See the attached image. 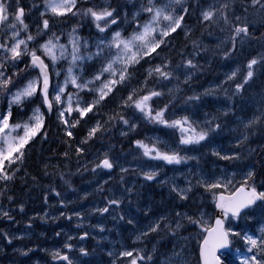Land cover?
<instances>
[{
  "label": "snow or ice",
  "instance_id": "snow-or-ice-1",
  "mask_svg": "<svg viewBox=\"0 0 264 264\" xmlns=\"http://www.w3.org/2000/svg\"><path fill=\"white\" fill-rule=\"evenodd\" d=\"M127 7L118 0H39V3L35 0L32 3L0 0V218L14 222L12 209L6 210L3 202L5 199L9 203L15 202L14 196L7 195L10 192L8 185L14 182L20 170L27 147L37 136L47 139L48 114H56L69 148L72 147L70 141L76 139L74 131L81 122L95 120L86 136L77 142L74 149L77 158L88 153L90 142L95 143L100 136L108 134L114 124L135 132L140 125L130 121L125 113L136 120L178 131L179 135L172 144L154 137L133 141L142 158L164 161L169 165L196 159L182 155L180 149L190 150L210 143L213 134L221 131L217 117L206 113L205 116L211 118L197 119L200 95L185 98L180 111L190 115L177 116L173 111L176 108L173 97L182 91L179 85L189 84L192 74L199 68L194 60L202 53L206 54L202 41L192 39L193 30L187 27V23L196 20L209 35L215 29L219 33L214 37L218 40L215 51L228 60L243 49L245 42L256 39L252 30L256 29L257 21L264 27V0H137L132 6L136 11L129 12ZM72 20L78 23L68 25L67 22ZM85 24L95 29L94 37L81 35V26ZM180 34L191 41V51L178 52L180 61L177 63L167 53ZM233 63L237 62L233 60ZM85 65H88V73ZM144 65L149 67L138 73ZM257 67L264 71V52H257L243 66L233 68L217 87L231 82L233 92L241 94L254 79ZM168 85L175 86L168 88ZM121 90L124 95L116 108L110 113H102L100 109L114 102L115 94ZM213 92L209 89L204 95ZM166 96L169 103H158ZM258 103L259 107L242 122L244 131L236 137L235 150L230 149L228 154L222 155L221 151L213 149L212 155L225 161L242 158L240 149L248 141L247 132L264 125V96ZM189 105L196 107L193 109ZM223 115L227 116L228 112ZM98 116L104 118L97 119ZM127 134L121 132L122 136ZM63 157L67 160L69 153L65 151ZM117 161L118 158L102 152L91 171H111L116 167L123 174L131 171ZM143 176L152 181L157 172L146 171ZM240 176L238 179L236 172L223 169L218 173H200L195 186L211 195L212 213L200 208L194 215L175 212L172 219L160 216L147 226V231L136 235L133 243L163 230L175 235L183 227L181 220H186L198 229L192 237L199 242L198 264H264V223L252 231L237 230L232 226L257 202L264 205V190H261L264 184L257 187L253 170L242 172ZM60 177L63 179L64 173L61 172ZM192 187L191 182L183 188L173 184L172 191L186 201ZM48 191L56 197L61 196L54 188L50 187ZM130 191L125 189L126 193ZM44 199L46 202V195ZM60 203L63 205L64 200L61 199ZM121 204L120 198L107 199L103 208L94 211L103 215ZM18 207L20 212L24 211L23 204ZM75 215L78 219L84 218L80 212ZM128 222L132 223L131 220ZM98 227L100 232L105 231L102 225ZM0 235L9 244L14 238L23 239L7 231ZM88 235L85 231L79 239ZM68 239L70 241L73 237ZM236 243H240V247H236ZM121 249L108 252L110 257L115 256L112 264H124L125 259L127 264H149L153 260L152 255L143 249L132 247L129 250L123 245ZM45 251L51 258L50 264H77L70 255L74 251L70 242L62 248ZM79 253L82 256L89 254L85 248H80ZM165 264L192 262L186 255V248L181 247Z\"/></svg>",
  "mask_w": 264,
  "mask_h": 264
},
{
  "label": "rangeland",
  "instance_id": "rangeland-1",
  "mask_svg": "<svg viewBox=\"0 0 264 264\" xmlns=\"http://www.w3.org/2000/svg\"><path fill=\"white\" fill-rule=\"evenodd\" d=\"M26 2L31 3V0H26ZM118 2L121 4H127V11H136L132 6L137 3V0H118ZM193 13L195 14V12ZM33 19H35V17H33ZM129 19H131V16ZM28 22L30 24L32 23V21ZM77 23L78 21L75 20L67 22L68 25H76ZM81 27V35L85 37L95 36L94 28L87 24L82 25ZM187 27L195 30L194 21L189 20ZM65 30L67 31L68 28L66 27ZM196 31L203 32L206 36L209 35L203 27H197ZM217 33L218 32L213 29L212 34L209 36L217 37ZM252 34L255 38L256 35L253 31ZM210 39L212 38H209V40ZM196 40L202 41L203 45L205 44V38L203 36L198 37ZM173 59L177 63L180 61L179 57H174ZM233 60L237 62L239 58L225 60L223 54L218 53L217 64H219V72L215 71L216 78L212 79L210 82H206V75L215 77L213 70H206V75L205 70H203L199 78L196 70L195 73L192 74V79L187 86H182L183 84L179 85L182 91L176 94L178 99H176V96L173 97L176 105L181 106L177 109V114L190 115V113L180 111L185 104V98L191 95H200L201 101L198 102L200 107L197 119L203 120L211 118V116H205L206 113H209L212 116L217 117L218 121L221 123V131L213 134L210 143L204 144L203 146H194L191 147L190 150H187L186 155L189 157H196V159H189L186 163L178 165H169L164 161L159 160L148 161L146 157H141L140 153L136 151L134 145L132 146L131 151L126 154H115L113 153L116 152L114 148L103 149L100 152H108L111 156L118 158L117 162L119 165L133 170L129 172V174L116 176V180H114L115 182L110 192L111 198L121 199L122 194H128L132 200L125 204L123 202L119 208H111L109 213L100 215L94 211V209L103 208L106 205V200L110 199L108 196L105 197V200H100V198H96L95 196L97 200L92 199L89 203L79 205L84 203L82 201L83 198H89L92 195L90 193L93 190L95 191L97 186L91 184L81 189H75L73 187L75 185L69 186L71 183L67 184L65 181H62L59 172L67 170L70 166L65 163L61 157V150H54V148L51 149V154L58 159L55 161L56 166L54 167L56 169V176L53 173H50L49 179L55 180L54 184L51 185V188L59 191L61 196L56 197L52 192L48 191L50 187L41 185L45 179L39 178L37 180L39 182H36L35 185L32 184L30 188L40 192L43 199L46 195L47 201L45 202L44 199V201L40 202V209L31 210L28 205H26L27 207H24L26 220L30 223L34 222V226L41 223L43 226H49V230H56L59 228L56 232L48 234L45 237L46 243L44 244V250L46 248L49 251L55 248H62L65 243L69 242L72 244L76 243V252L71 253V256L77 260V264H112L115 256L110 257L108 252L112 251L115 253L118 250H122L121 246L123 245L127 246L129 250H131L132 247H136L145 250L146 254L152 255L153 260L149 262V264H165V261L172 257L174 251H179L181 247H185L186 255L191 260L192 264H198L199 242L192 238L198 230L196 229V226L188 224L186 220H181L183 227L177 230L175 235H172L169 230H163L160 233H150L141 242L134 244L133 241H135L136 235L140 232L147 231V226L156 221L160 216H168L172 219L175 212L194 215L200 208L207 210L209 214L212 213L213 202L211 195L205 192L202 187L195 186L196 179L200 173H218L223 169L229 172H236L237 178L239 179L241 178L240 174L242 172L252 170L251 165L249 166V169L236 167L237 164H242V158L239 161H225L212 155L213 149L221 151L222 155L228 154L230 149L235 150L236 137L244 131L242 122L246 121V119L252 115L253 111L259 107L258 102L261 97L264 96V83H257L264 82V71L257 67L254 79L246 86V90L241 93L247 101L253 99L256 100L244 107L241 106L239 110L237 109L235 111L234 109L232 111V107L227 99L231 100L230 93L233 92V86L229 84L221 87L217 86L221 85V82L226 79V74L230 73L233 68L239 66L238 63H233ZM207 63H209V61ZM84 68L85 72L88 73V65H85ZM218 74L219 76L217 77ZM88 78H90V75ZM196 78L197 80H195ZM181 79H183V77ZM174 86L175 85H168V88H173ZM194 88L199 91L193 92V90H195ZM209 89L214 90V92L210 95H204L205 91ZM158 103L163 104L168 103V101L164 98L163 100L158 101ZM0 107H2L1 103ZM189 107L195 109L196 106L189 105ZM224 112H228V115L224 116ZM232 113H234V116L229 115ZM126 116L130 121H134L138 124L141 122V120H136L128 113ZM21 119H26V117H21ZM97 119L101 118L97 117ZM50 120L52 125L58 129V134L64 135L59 132L61 130L64 131V128L57 121L56 114L51 116ZM93 122L95 123V120H90L88 123H85V126H89ZM149 125L152 126L154 124L149 123ZM263 129L264 125H258L253 128V131L251 129L247 132L248 141L240 149L241 154L245 147L248 148V146H250L249 142L252 139L254 132ZM155 130L158 135L156 138H159L161 141L168 144H172L179 135L178 131H173L172 129L164 128L163 126L154 129L153 131ZM119 131L130 133L128 129L122 125L115 130L117 133ZM75 135L76 133H74V136ZM150 137H153V135H150ZM64 138L66 137L64 136ZM70 142L72 144L76 143L75 139ZM46 144V142H43L42 145L38 146V152L41 150L43 152L48 146ZM65 147L66 149L63 150H66L68 153L70 150L74 151L73 146L71 148L68 146ZM203 149H206L207 152H201ZM181 150L182 149H180V151ZM97 157L95 162L97 161ZM72 163L77 165L80 161L73 160ZM116 168L118 169V172H120V168ZM47 169H50V167L48 166ZM150 170L157 172V176L152 181L146 180L143 176V172ZM99 174L100 177L98 178L97 183H102L103 185L105 184V181H107V183L108 181L110 182L114 178L116 172L110 174L106 173V170H102L99 171ZM121 176H123V180L121 179ZM189 182L192 183L193 187L192 191L188 193V196L191 197L192 195L194 199L193 201L186 202L185 200L179 199L177 194L172 191V185L175 184L178 187L183 188L187 187ZM126 188L131 189V191L126 193ZM143 189H149L150 191L147 192ZM61 199L64 200L63 205L60 203ZM5 201H7V199H5ZM5 201L3 202L7 210ZM76 212H80L84 218L82 220L78 219L75 215ZM86 212L88 213L86 214ZM46 213L47 215H45ZM62 213L64 215H62ZM68 216H71V219H68ZM121 216H123V219L120 218ZM54 219H56L54 222H49ZM0 220L6 221L5 218H0ZM129 220H131L132 223H129ZM260 223H264V205L258 204L246 211V215L243 214L239 221H234L232 226L237 228V230L252 231L253 229L259 228ZM78 225H80V227H77ZM100 225L104 227L105 231L100 232L98 227ZM85 231L89 233L87 239L80 240L79 237L82 236ZM2 232H4V230L0 229V233ZM33 233L39 232L29 231L28 234L31 235V238L34 236ZM56 233H60V235L57 236ZM12 236L16 237L17 235L14 233ZM69 237H73V239L69 241ZM0 239L3 242H7L2 235H0ZM12 242H15V238ZM87 243H90L91 245L89 254L87 256H82L79 253V249L85 248ZM96 246L100 251L96 252ZM236 247H240V243H236ZM153 249L156 251L153 252ZM44 252L48 254L46 251ZM159 252L161 253L158 255ZM36 254L37 248L31 249V251H28L27 256L28 260L31 256H34L35 258L33 261L27 263L28 261L21 262L20 260H16L10 264H39L37 256H35ZM0 264H7L3 253H0ZM124 264H127V259L124 260Z\"/></svg>",
  "mask_w": 264,
  "mask_h": 264
},
{
  "label": "bare ground",
  "instance_id": "bare-ground-1",
  "mask_svg": "<svg viewBox=\"0 0 264 264\" xmlns=\"http://www.w3.org/2000/svg\"><path fill=\"white\" fill-rule=\"evenodd\" d=\"M253 33H255V38L252 42H245L243 49L241 51H238L233 58H239L237 61L239 66H243L244 63L249 59L251 56L257 55V52H264V27L261 26L259 21H257L256 29L252 30ZM203 36L205 38V48H206V54L202 53L199 58L200 60V70L203 71L204 69H212L214 76H206V81H211L212 79L216 78L215 71L219 72V64H217V56L218 52L215 51L216 46L218 44V40H216L215 36H206L203 32H201L198 35H193L192 39H197L198 37ZM217 36H219V33H217ZM209 38H212L209 40ZM180 47L177 50V52L172 53V58L179 57L177 55L180 51H191V41L187 38L182 37V41L180 43ZM180 59V57H179ZM209 61V63H207ZM219 74L217 75V77ZM199 78V76H198ZM197 80V78L195 79ZM197 86V85H196ZM194 91H199L198 89L194 88ZM48 133H49V139L48 142L53 147H55L58 150L66 149L65 146H68V144L65 143L66 138H64V135L58 134V129L55 128L52 125L48 126ZM60 133H63L62 131H59ZM87 131H84V133H79L77 136L80 139L83 136H86ZM108 138L109 135H102L99 137V140L96 142V144H90L89 148V156L83 157V161H80L79 164L75 165L72 162L69 163V168L67 170H64V174L67 180L72 181L78 189L84 188L85 186L94 184L96 185L98 178L100 177L99 172H92L91 168L95 164V159L97 155L103 150L108 148ZM78 142L77 140H75ZM264 142V133L261 131H255L252 139L250 140V144L254 147L253 151L250 152H242V165H252L254 167H257V171L259 172L258 176L261 179H264V149H262L261 144ZM71 143V142H70ZM42 145V142H38L37 146ZM71 146L75 147L77 146L75 143ZM144 191L149 192V189H143ZM96 197H98V194H95ZM90 198H85V200H88L86 202H89ZM40 202H42L41 193L37 192L33 189H31L28 192L27 198L25 199V205H28V207L31 210L40 209ZM86 202L81 203L79 205L86 204ZM27 207V206H26ZM88 212H86L87 214ZM34 256H31L27 263L34 260ZM8 259H10L11 263L15 262L16 260H20L21 262H24L23 259H13L12 256H9Z\"/></svg>",
  "mask_w": 264,
  "mask_h": 264
},
{
  "label": "flooded vegetation",
  "instance_id": "flooded-vegetation-1",
  "mask_svg": "<svg viewBox=\"0 0 264 264\" xmlns=\"http://www.w3.org/2000/svg\"><path fill=\"white\" fill-rule=\"evenodd\" d=\"M37 176L39 175L37 174ZM41 178H43V175H41ZM29 187V173L25 170L18 171L14 182L8 185L10 192L7 195L14 196L15 202L9 203L8 200L4 201L7 203L6 207L12 209L11 215L14 217V222L7 219H5L6 221L0 220V229L9 232L10 235L15 233L17 235L16 237L22 236L23 239H15V242L11 244L3 242L0 239V253H3V256H5L7 264L11 263L10 259H8L9 256H12L13 259H23L24 262H27L28 256L24 253H28L29 249L34 248H37V254L35 256H37L39 264H50L51 258L44 252L47 249L44 250V244L46 243L45 237L48 234L56 232L59 228L49 230V226H43L41 223L34 226V222L30 223L26 220V212L19 211L18 205L23 204L24 207L26 206L24 202L27 198ZM29 231H38L39 233H33L34 236L31 238V235L28 234ZM73 245L74 251L72 253L76 252V243H73ZM90 246V243H87L85 246L88 253ZM52 264H59V262H52Z\"/></svg>",
  "mask_w": 264,
  "mask_h": 264
},
{
  "label": "trees",
  "instance_id": "trees-1",
  "mask_svg": "<svg viewBox=\"0 0 264 264\" xmlns=\"http://www.w3.org/2000/svg\"><path fill=\"white\" fill-rule=\"evenodd\" d=\"M33 2V0H31V3ZM35 2L36 3H39V0H35ZM196 15V13L194 14L193 13V16H195ZM193 21H194V23H195V30H193V29H190V30H193V35H198V34H200L201 32H197L196 31V29H197V27H202V26H200L198 23H197V21L196 20H194L193 19ZM182 37H184V35L183 34H180L179 36H176V38L173 40V48L167 53L168 55H170L171 57H172V53L173 52H177V50L179 49V47H180V43H181V41H182ZM185 38V37H184ZM199 58V57H198ZM157 63H159V61H157ZM149 67V65H144V67L143 68H139L138 69V73H143L147 68ZM199 69H200V67H199ZM205 70V75H206V70H209V69H204ZM201 72L202 71H200L199 70V77L201 76ZM137 73V74H138ZM207 76V75H206ZM261 84H263V82H260ZM190 89V88H189ZM189 89H188V92H189ZM124 95V92H123V90H121V91H119V92H117L116 94H115V101L114 102H111V103H109L108 105H107V107H102L101 109H100V111L102 112V113H105V114H107V113H110V111L112 110V109H114V108H116V105L117 104H119L120 103V100H121V97ZM165 100H167L168 101V103H169V99H168V97H165ZM117 110H119V109H117ZM125 115H127V113H125ZM99 118H101V119H103L104 117L103 116H98ZM84 122L82 121L81 122V125L76 129V131H74V132H76V135H75V137H76V139L75 140H77V141H79V140H81V139H83L85 136H83V137H81L80 139L78 138V134L79 133H84V131H87L89 128H87L86 126H85V124H83ZM145 124L147 125V126H150V125H148V123H146L145 122ZM48 125H50V122L49 121H47L46 120V131H48L49 129H48ZM120 125L119 124H114V125H112L111 127H110V131L108 132V135H109V138H108V141H109V143H108V147L110 148V149H113L114 148V150L116 151V152H113V153H115V154H118V153H121V154H126V153H128V152H130L131 151V148H132V146L134 145V143H133V141L135 140V139H142V137L140 136V135H133V136H131V135H127L125 138L123 137V138H121L120 136H118V133L117 132H115V130L119 127ZM152 126H155V125H152ZM78 132V133H77ZM49 137V136H48ZM76 145H77V142L75 143ZM90 144H96V142L95 143H92V142H90ZM264 143H262V145H263ZM29 151H28V158H27V162H30V164H32V163H36V162H44V158H40V161L38 160V158L37 157H35V150H34V146H30L29 148ZM31 150V151H30ZM54 150H56V148H54ZM66 150H61V153H62V158H63V160H65L64 159V157H63V153L65 152ZM88 153H89V151H88ZM88 153H85V155L83 156V157H88L89 156V154ZM69 158H68V160H70V161H73V160H78V161H83V157H81V158H77V156L75 155V153H74V151L73 150H70L69 151ZM46 157H48V156H46ZM68 160H65V161H68ZM254 171H255V173H256V176H255V181H256V184H257V186L258 185H262V184H264V182H263V179H261L259 176H258V174H259V172L257 171V167H255L254 168ZM113 188V187H112Z\"/></svg>",
  "mask_w": 264,
  "mask_h": 264
},
{
  "label": "water",
  "instance_id": "water-1",
  "mask_svg": "<svg viewBox=\"0 0 264 264\" xmlns=\"http://www.w3.org/2000/svg\"><path fill=\"white\" fill-rule=\"evenodd\" d=\"M258 203V202H257Z\"/></svg>",
  "mask_w": 264,
  "mask_h": 264
}]
</instances>
